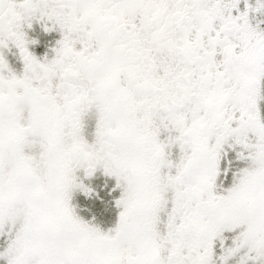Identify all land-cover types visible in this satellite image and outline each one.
<instances>
[{"label": "snow or ice", "instance_id": "obj_1", "mask_svg": "<svg viewBox=\"0 0 264 264\" xmlns=\"http://www.w3.org/2000/svg\"><path fill=\"white\" fill-rule=\"evenodd\" d=\"M0 264H264V0H0Z\"/></svg>", "mask_w": 264, "mask_h": 264}]
</instances>
